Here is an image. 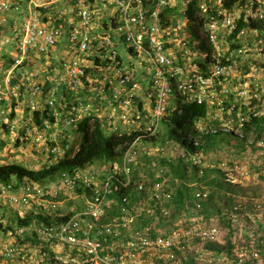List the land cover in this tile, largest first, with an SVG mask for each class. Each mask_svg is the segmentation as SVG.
Returning <instances> with one entry per match:
<instances>
[{"label": "built area", "instance_id": "2783aa9c", "mask_svg": "<svg viewBox=\"0 0 264 264\" xmlns=\"http://www.w3.org/2000/svg\"><path fill=\"white\" fill-rule=\"evenodd\" d=\"M166 20H171L169 28ZM190 20L194 38L187 30ZM6 28L11 37L3 36ZM44 60L61 64L53 72L33 69ZM139 96L151 124L134 130L143 117ZM181 96L206 103L215 120L236 117L241 128L248 117L264 119V0H0V142L10 147L20 142L19 148L38 143L54 163L72 148L78 150L72 131L78 133L86 120L106 134H139L125 143L104 179L103 168L89 167L63 173L54 192L39 185L2 184L0 206L8 203L24 219L43 205L51 212L61 203L48 196L79 186L85 191L82 211L64 220L58 215L50 226L31 227L50 242L58 262L176 264L174 250L198 239L194 257L212 263L215 253L206 245L224 244V237L218 226L203 228L202 217L185 213L170 235H158L160 218H168L172 209L166 204L172 199L166 180L149 187L143 176L135 204L127 194L122 203L114 197L132 185L134 166L151 155L146 139ZM45 110L49 116L40 127L36 113ZM229 123L220 126L229 130ZM235 132L243 137L241 130ZM258 146L264 148V140ZM235 171L246 175L240 166ZM207 197L197 194L199 201ZM108 207L119 210L105 223ZM143 215L151 223L134 229ZM230 219L236 264H264V208L251 223L235 214ZM4 240L0 235V260L15 259L18 249ZM65 248L85 259L63 256ZM221 256H216L220 263L233 264L228 255Z\"/></svg>", "mask_w": 264, "mask_h": 264}, {"label": "trees", "instance_id": "16d2710c", "mask_svg": "<svg viewBox=\"0 0 264 264\" xmlns=\"http://www.w3.org/2000/svg\"><path fill=\"white\" fill-rule=\"evenodd\" d=\"M168 14V12H166ZM175 24L177 23L176 19H172ZM170 21L166 20V24L168 28L170 27ZM197 55V53L194 52ZM200 54L197 56V60L200 62ZM61 63H55V61H51L49 65L50 71H54L56 68L60 67ZM90 73L92 70H88ZM46 89V88H45ZM46 91V90H45ZM181 98V97H178ZM186 104L182 106L175 100L174 107L171 108L172 111H169L166 115L164 121V127L162 130L159 131L158 137L162 138L161 147H171L176 152V157L174 159L177 160V163H173V159L171 162H165L163 165H169L171 167L170 172L168 173V177L171 180V189L174 192V203L177 206L178 211L182 210L185 205L194 199L195 189L191 187L193 182L189 179L187 181V173L190 172L194 173V176H202L204 174V167L203 165H193L194 157L198 158L203 162L204 155L208 153L210 150L214 151L215 149L221 150L224 148H229L230 150L239 151L240 149L248 148L251 152L256 149H263L258 146L259 141L264 140V129H263V121L257 120L255 118L250 119L247 126L244 128H240L237 118L233 117H226L224 119V123L233 124V127L242 129L243 134L245 135V139L239 138L234 136L232 132H226L219 130L217 133L213 132H201L199 129V123L202 121H206L209 119L210 111L207 104H198V103H191L187 97ZM177 99V98H176ZM137 103L139 104V109L142 113L146 114V106L144 100H142V96H139ZM59 106V104H58ZM174 110V111H173ZM49 116V110H45L44 113H36V121L37 124L42 127V124L46 118ZM206 124V122H205ZM78 133L81 135V139L78 140L79 148H72L64 158L54 162L52 165H45L44 168L40 170H33L29 168H25L19 164H15L13 162H6L3 166H0V184L8 183L10 180L15 177L18 180H22L23 178L27 177L31 180H34L39 183H43L47 179H56L58 175L66 172H71L73 169L76 168H83L87 169L89 167H97L103 168V173L101 174V179H104L110 172L113 162L118 160L122 156V147L125 145L126 142L132 141L136 134L132 136L123 135L120 136L118 134H106L104 133L99 125H91L89 120L84 121L79 128ZM199 139L202 143L199 145H195V141ZM253 141V145L249 144V141ZM20 145L18 142L17 146ZM4 146L1 144L0 149ZM6 148V145H5ZM180 154V152H182ZM9 151H7L8 153ZM9 155V154H6ZM184 163H187L186 165ZM142 163H138L134 166V175H133V188H132V202L137 200V191L135 188V183L138 180L143 179V174L146 173L149 177L152 178L151 183L154 182V173L152 174L149 166L145 167ZM236 166H240L238 163ZM235 166V167H236ZM242 178V176H240ZM232 182H225L222 187L226 188L228 191L231 188H236V186L241 187L243 189V185L241 184H234ZM150 186V185H148ZM242 192L237 193L240 195ZM232 198H229V206L225 210H220V218H221V225L227 227L229 229L230 234L226 236L224 239V244L219 243H208L206 248L210 251H213L215 254L213 256L214 260L210 264H222L220 263L219 259L216 256L222 255L224 252L230 257L231 262L233 264L238 263V259L235 257L233 253V249L235 248V244L231 240L233 235V223L230 219L232 214L240 216V218L247 222L251 223L250 218L255 217L256 215L261 213V208H264V194L257 196L252 201L239 204L237 202L233 203L231 206ZM214 202V193L213 195L210 194L209 198L203 203V210L202 213L207 215L208 210L207 206ZM237 205H241L238 211H236ZM116 210L114 208L109 207L107 209V213H110L114 217V213ZM8 213V212H6ZM6 213H0V218H5ZM17 226H25L28 227L31 224H34L36 221L39 223L37 225L46 224L48 226L55 223L56 220L53 219L52 216L45 213V215H38L33 216L32 214H28L24 220H21L14 216ZM36 219V220H35ZM104 221H109L107 217H104ZM144 226H141L142 229ZM221 230L222 228L219 227ZM12 229V228H11ZM4 230L3 225L0 224V231ZM260 228L257 227L256 231H259ZM5 232V231H4ZM33 236V235H32ZM248 239V237H246ZM26 242H33L35 245H38L42 257L44 256L45 264H62L56 260L57 254L55 250L51 248L50 242L46 240H42L41 238L36 237H29V235L23 238ZM247 243H250L251 240H246ZM241 246L242 243L239 242ZM259 253L263 254L261 250ZM44 254V255H43ZM63 256H69L72 259H77V261L82 262L85 257L82 256L78 252V250H68L67 248L61 253ZM22 256L23 255L22 253ZM20 260V259H19ZM255 261V260H253ZM229 262V263H231ZM29 260H26L24 264H28ZM64 264H77L68 262ZM185 264H208L202 263L201 261L197 260L196 257H189L188 260L185 261Z\"/></svg>", "mask_w": 264, "mask_h": 264}, {"label": "rangeland", "instance_id": "374dc122", "mask_svg": "<svg viewBox=\"0 0 264 264\" xmlns=\"http://www.w3.org/2000/svg\"><path fill=\"white\" fill-rule=\"evenodd\" d=\"M187 30L189 31V34L191 37H195L196 30L195 25L193 21H187ZM203 30H206L204 26H202ZM4 37H11L12 34L8 30V28L5 29ZM2 36V37H3ZM51 62H44L35 63L34 70L40 71L45 70L49 71V65ZM179 104L184 106L186 104V99L184 96H181V98L176 99ZM229 125H232L229 123ZM164 127V124L160 122L159 129L162 130ZM159 130V131H160ZM75 138V143L77 140H80L78 137L79 133L72 131ZM158 135V134H157ZM79 138V139H78ZM162 138L158 137V139L154 142H152L151 147L154 150H157V147H161ZM44 147L40 146L38 143L34 142H28L23 148L11 147L9 148V151H3L5 155L3 158L5 160H2V156L0 155V165L4 164L5 161L13 162L15 164H19L25 168L33 169V170H40L44 168V166L47 164L46 161V153L44 152ZM41 150V151H40ZM163 153H159L160 155L157 156L161 161L163 160V163L166 162L164 157L162 156H169L170 158H173V163L176 164L177 160L174 161L176 156H174L173 151L171 148L167 147L163 150ZM263 153V154H262ZM3 154V153H2ZM240 164L241 168L244 169V172H246V175L244 177H240L241 173L234 172V168L237 164ZM178 164V163H177ZM185 165L187 163H184ZM203 164H204V174L201 176H194L193 172L187 173V181L193 182L191 185L192 188L196 190L199 189H207L211 195L214 193V202L207 206L208 214H207V220H206V226H212L216 225L218 227L222 228L223 237L225 238L228 236L229 229L223 225H221V218L219 216L220 210H225L229 206V198H232L231 200V206L233 203L237 202L239 204H244L247 202L257 201L254 200L257 196H260L264 194V148L263 149H256L251 152L248 148L237 150H230L229 148H224L221 150L215 149L214 151L210 150L208 153L204 155L203 158ZM149 163L146 161L144 166L148 167ZM160 165H162V162H160ZM168 173L171 170V167L169 165L166 166ZM151 170V169H150ZM188 179L190 181H188ZM234 179H238V181H241V185H243V189L241 190V187L236 186V188H231L229 191L226 188H223L222 185L227 181H234ZM229 182V181H227ZM237 182V181H236ZM233 184V183H232ZM236 184V183H234ZM233 184V186H235ZM242 192L240 195H237V193ZM79 204V203H78ZM65 209L68 210L69 208L66 207ZM181 213L174 212L173 213V221L171 223H167L165 225L161 226V233H169L174 223L178 222L180 219ZM4 223L3 226L5 228H15L16 221L11 215V213H6L4 216ZM34 237V236H29ZM23 255H25L26 260H29L28 264H45L44 256L42 257V253L38 247V245H35L33 242H26L23 239H19L17 244ZM198 245V244H196ZM196 245H191L190 248L185 252H179L178 253V263L176 264H185V258H189L193 256V249ZM44 255V254H43ZM226 252L222 254L220 259L227 258ZM219 259V258H217ZM0 264H22L20 260H13V261H4L0 260ZM154 264H170L160 261H155Z\"/></svg>", "mask_w": 264, "mask_h": 264}, {"label": "clouds", "instance_id": "9594fccd", "mask_svg": "<svg viewBox=\"0 0 264 264\" xmlns=\"http://www.w3.org/2000/svg\"><path fill=\"white\" fill-rule=\"evenodd\" d=\"M191 103H193V102H191ZM146 112H147L146 114L143 113V117H142L141 121H137V123L134 124V130L137 128L138 125H141L142 127L147 128L149 126V124H151V122H150L151 113H149L147 110H146ZM164 119L161 122H163ZM220 119L221 118L218 117V119L215 120L214 119V115L210 112L209 119L206 120V121H202V122L199 123V129H200V131L201 132L207 131V132L217 133L219 130H222V131L224 130L226 132H232V134L234 136H237L239 138L245 139V135L243 134L242 129L244 130V128L247 126L248 122L251 119L250 117L247 118L246 126H244L241 129V132H242L243 137H241V136H239V135L236 134L235 130H240V129L233 127V125H230L232 128L229 129V130L221 128L220 125L225 124L224 123V119L225 118L223 120H220ZM261 120L263 121V129H264V119H261ZM205 122H206V124H205ZM237 122L240 125L239 120H237ZM159 130L160 129H159V125H158L157 130H156V132L153 135L149 136V133H146L149 136L146 139V143H147V147L151 151V155L144 156V157L140 158L139 161H138V163H142L143 166H144L145 162L147 161L149 163L148 166L151 169L152 174L154 173V178L155 179H154V182L153 183H151V180H152L151 177H149L145 172L142 173L144 175V177L146 178V180H147V185H150L151 186L152 184H154L157 181H164V180H166L167 181L168 190L172 194L171 201L168 202L169 204L166 203L167 205H169V206L172 207L171 214H170V216L168 218H162V217L160 218V221H159V223H158V225L156 227V229L158 230V235H162V236L170 235L177 228L178 223L180 222V220H182V218H183V216H184L185 213H188L190 216L196 215V216L202 217L203 220H202L201 223H202V227L203 228H210V227L216 226V225H212V226L207 227L206 226L207 215H205V214L202 213V210H203L202 202L204 203L209 198V196H210V192L207 189H199V190H196L195 193H194V199L192 201L188 202L185 205V207L182 208V210H179L178 211L177 206L174 203V192L171 189V184H170L171 180L168 177L167 167H166V165H163V160L161 161L159 158H157V156L160 155L159 153L164 154L163 153V150L166 149L167 147H157V150H154L151 147L152 142L153 141L155 142L158 139L157 134L159 133ZM133 134H136V136L139 135V134H137L135 132ZM80 135L81 134L79 133L78 137L81 139V136ZM75 141L76 140L74 139V143H75ZM195 142H196L195 145H199V143H202L199 139H197ZM1 144L4 146L3 148L0 149V155L3 158L6 155V154H4L3 151L9 150V148H11V147L5 141H1L0 142V145ZM17 144L14 147H16ZM75 144H79L78 143V140H77V142ZM5 145H6V148H5ZM169 148H171V147H169ZM171 150L173 151L174 156H176V152L174 151V149L171 148ZM123 151L124 150L122 149V153H123ZM183 151L184 150H182V152H180V154H182ZM162 157H164L163 159H165L167 162H171V160L173 159V158H170L169 156H166V155L165 156H162ZM2 160H5V159L3 158ZM46 161H47V164H46L47 166L54 164L52 162H49V159H48L47 156H46ZM160 162H162V165H160ZM201 164L203 165V167H205L204 164H203V162L201 160H199L198 158L194 157V159H193V165L196 166V165H201ZM3 165L4 164H2L0 166H3ZM143 166H142V168H143ZM204 172H205V170H204ZM234 172H236L235 171V168H234ZM68 173H70V172H68ZM62 174L58 175V177L56 179H50L49 178L46 181H44L43 183L36 182V181L31 180V179H29L27 177L23 178L22 180H18L15 177H13V179L10 180L8 183L13 182V183L20 184V185H25V186L39 185V186H41L43 188H46L47 191L54 192V190H57V188L60 187L59 182H60V178H61ZM245 174H246V172H245ZM133 175H134V173H133ZM133 175H132V181H133ZM239 175H241V174H239ZM241 176L244 177L245 175H241ZM140 180H138L135 183V185H134L135 188H136V191H137V186L136 185H137V183ZM227 181L232 182L233 184L234 183H236V184H240L241 183V181H238V179H234V181H230V180H227ZM8 183H5V184H8ZM2 184H4V183H2ZM2 184H0V185H2ZM132 188H133V184L127 190L124 189L121 192L117 193L114 197L120 203H122V197L127 194V195H129L131 204H135V202L138 200V198L140 197V195H139V193L137 191V193H138L137 200H135L134 202H132V196H133V194H132V191H133ZM61 191L62 192H61L60 196H50V197L48 196L49 199L54 200L55 202H60L61 203V205H58V207L56 209H53V210H51V212H49V211L46 210L45 206L43 205V206H41L39 208H33V210H31V212L28 213V214H30V215L32 214L35 217V216H38V215H42V214L45 215V213H48V215L52 216L54 220L57 219V216L58 215H62V217L59 218V219L60 220H64V219L70 218V216H72V215L76 214L77 212L83 210V208H84V201L81 198V195H82V193L85 192L84 191V188L78 186V187H76L75 190H64L63 191V189H61ZM198 193H208L207 199L204 200V201H199L198 198H197V194ZM65 204H66V207L69 208L68 210L65 209V207H64ZM199 204L201 205V208H198V205ZM114 209L116 210V212L114 213V217L112 215H110V213H106V215L104 217H107L109 219V221H104V217H103L102 218L103 219V222L108 223V222H110L112 219H114L118 215L119 207L118 208L114 207ZM6 212L11 213V215H13V217L15 216V217L21 219L18 216L17 211L11 205H9L6 202H2V205L0 206V213L3 214V213H6ZM174 212L181 213L180 219L178 220V222L174 223L173 228H172V230L169 233H167V234L161 233V231H160L161 230V226L162 225H165L167 223H171L173 221V213ZM24 219H21V220H24ZM151 221L152 220L148 219L145 215H143V217L141 219H139V221H136L135 222L136 224H134L133 228L134 229H140L141 226L148 225V224L151 223ZM3 223H4V218H0V224L3 225ZM37 224H39V223L36 221L34 224H31L28 227H25V226H21V227L20 226H16L15 228H12V227L5 228L3 226V229L4 230L0 231V235L3 236V238L5 239L4 241L7 242L10 246H15L18 249L19 255H17V257L15 259H13V260H17V259L19 260L20 259V262L22 264H24L25 256H22V252L19 249L18 245H16V244H17V242H18L19 239H23L27 235H29V236H32L33 235L34 237L38 238V236L33 231V229H31L32 226L37 225ZM44 225H46V224H44ZM21 229H24V232L23 233H19V231ZM196 244H198V245H196ZM191 245H193V246L196 245L194 247V249L192 250L193 251V254H194L195 248L199 247L201 245V242L198 239H194V240H192L190 242H183L181 244V246H180V247H184L183 249H180V250L175 249L174 250L175 251V254L177 256V263L179 261L178 260V253L179 252H182L183 253V252L187 251L190 248ZM13 260H10V261H13ZM186 260H188V258H185V261ZM7 261H9V260H7ZM68 262H70V261H66L65 263H68ZM160 262L170 263V262H168L166 260H160ZM72 263H74V262H72ZM62 264H64V263H62ZM170 264H174V263H170Z\"/></svg>", "mask_w": 264, "mask_h": 264}]
</instances>
